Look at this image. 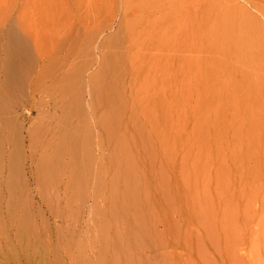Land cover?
<instances>
[{
  "label": "rangeland",
  "instance_id": "rangeland-1",
  "mask_svg": "<svg viewBox=\"0 0 264 264\" xmlns=\"http://www.w3.org/2000/svg\"><path fill=\"white\" fill-rule=\"evenodd\" d=\"M0 264H264V0H0Z\"/></svg>",
  "mask_w": 264,
  "mask_h": 264
},
{
  "label": "bare ground",
  "instance_id": "bare-ground-1",
  "mask_svg": "<svg viewBox=\"0 0 264 264\" xmlns=\"http://www.w3.org/2000/svg\"><path fill=\"white\" fill-rule=\"evenodd\" d=\"M12 68L15 69L16 68V65H13Z\"/></svg>",
  "mask_w": 264,
  "mask_h": 264
}]
</instances>
